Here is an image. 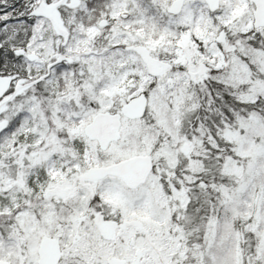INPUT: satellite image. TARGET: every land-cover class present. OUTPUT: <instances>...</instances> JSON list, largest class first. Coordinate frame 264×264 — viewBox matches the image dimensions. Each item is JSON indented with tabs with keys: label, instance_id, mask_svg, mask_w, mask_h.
<instances>
[{
	"label": "snow or ice",
	"instance_id": "6c2138e0",
	"mask_svg": "<svg viewBox=\"0 0 264 264\" xmlns=\"http://www.w3.org/2000/svg\"><path fill=\"white\" fill-rule=\"evenodd\" d=\"M0 264H264V0H0Z\"/></svg>",
	"mask_w": 264,
	"mask_h": 264
}]
</instances>
